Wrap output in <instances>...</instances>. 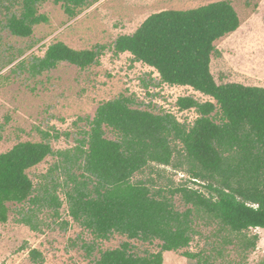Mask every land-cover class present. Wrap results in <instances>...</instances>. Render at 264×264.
<instances>
[{
    "label": "trees",
    "instance_id": "obj_1",
    "mask_svg": "<svg viewBox=\"0 0 264 264\" xmlns=\"http://www.w3.org/2000/svg\"><path fill=\"white\" fill-rule=\"evenodd\" d=\"M46 1L0 0V8L5 10L4 27L13 36L29 37L35 26L48 22L47 15L38 12ZM52 2L60 4L70 18L91 4L90 0ZM239 25L231 2L220 0L186 10L151 13L132 33L118 35L110 46L74 49L62 41L48 45L30 64L32 75L61 62L80 69L98 65L100 55L109 49L115 57L128 52L132 62H141L158 73L156 80L141 78L143 88L186 86L210 100L177 97V111L195 113L187 123L178 121L171 110L153 111L133 95L122 93L99 104L93 118L84 119L87 128L78 130L71 148L51 147L50 139L69 136L54 127L40 131V141L15 144L0 153V222L8 220V204L27 203L26 210L16 209L15 221L39 232L45 224L38 213L46 210L58 219L66 203L69 217L95 241L113 233L127 238L116 248H98L93 264H162V252L181 249L195 264H216L228 245L240 247L243 253L254 249L258 235L247 231L264 228V87L217 83L209 67L211 56L220 54L214 41ZM72 124L77 126V120ZM106 131L114 138L107 137ZM48 155L56 161L35 185L27 169ZM150 164L171 165L188 179L155 190L151 180L149 186L142 179L133 182L134 174ZM175 195L183 201L184 210L175 208ZM199 218L217 225L208 255L201 249H187L199 233L195 227ZM67 225V221L60 224L64 229ZM130 240H157L159 250L137 254ZM95 241L82 243L88 256L96 248ZM29 255L43 264L38 250L31 249ZM256 264H264V256Z\"/></svg>",
    "mask_w": 264,
    "mask_h": 264
},
{
    "label": "rangeland",
    "instance_id": "obj_2",
    "mask_svg": "<svg viewBox=\"0 0 264 264\" xmlns=\"http://www.w3.org/2000/svg\"><path fill=\"white\" fill-rule=\"evenodd\" d=\"M220 0H90L76 16L70 18L60 4L48 0L39 5L38 12L47 15L48 22L38 24L29 37L21 38L10 34L4 27V12L0 8V153L23 141H40V131L54 127L61 135L50 139L54 150H64L75 145L78 130L87 128L84 119L93 118L99 104L124 93L133 95L153 111L163 109L175 113L178 121L192 122L193 110L171 109L179 96H193L198 100L209 97L186 86H152L155 97H144L138 90L140 79H158L152 67L141 62H132L128 52L116 57L109 49L100 55V63L80 69L67 62L55 68L32 75L28 69L34 57H40L51 43L62 41L74 49H87L96 44L110 46L121 34L132 33L151 13L164 9H191ZM235 9L239 27L214 41L219 55H212L210 72L217 83L239 82L245 85L264 87V0H228ZM13 60L10 64L9 61ZM142 87V86H141ZM141 92V95L138 93ZM210 100V99H209ZM78 118L82 120L78 121ZM77 120V126L73 122ZM106 136L114 138L111 131ZM56 159L48 155L43 161L27 169L32 182L37 185ZM55 173L56 178L57 174ZM144 180L153 190L160 186L183 184L187 175L171 165L150 164L134 174L132 181ZM191 185V184H190ZM193 186V185H191ZM197 188V186H194ZM59 196L63 199L60 191ZM174 206L185 209L179 195H175ZM8 220L0 222V264H37L29 255L31 249L42 254L43 264H93L101 250L118 247L125 236L113 233L105 240H94L93 236L68 215L66 203L60 208V218L53 219L49 211L38 213L45 226L41 231H31L18 223L16 209H27V203L8 204ZM67 221L66 228L60 226ZM49 224V227L46 225ZM199 233L193 236L188 250L200 249L210 254L211 242L216 240L217 225L197 219ZM225 233V232H222ZM248 235L257 234L254 249L243 253L238 246L228 245L223 249V258L216 264L232 261L234 264H256L264 256V228H250ZM95 241L96 248L88 256L82 243ZM137 254L157 252L158 241L152 243L130 240ZM162 252V264H195V260L182 255V251Z\"/></svg>",
    "mask_w": 264,
    "mask_h": 264
},
{
    "label": "built area",
    "instance_id": "obj_3",
    "mask_svg": "<svg viewBox=\"0 0 264 264\" xmlns=\"http://www.w3.org/2000/svg\"><path fill=\"white\" fill-rule=\"evenodd\" d=\"M162 85H165V86H166L167 84H162ZM168 86H169V85H168ZM170 87H171V86H170ZM159 88L161 89L162 87L160 86ZM140 89H142V91H141ZM138 90H140V91L143 93L144 97H145L148 93L152 94V93L155 92V91H152L151 87H148L147 89H145V88L139 86ZM141 92H139L138 95H141ZM157 92H158V91H157ZM171 109H176V108L173 106Z\"/></svg>",
    "mask_w": 264,
    "mask_h": 264
},
{
    "label": "clouds",
    "instance_id": "obj_4",
    "mask_svg": "<svg viewBox=\"0 0 264 264\" xmlns=\"http://www.w3.org/2000/svg\"><path fill=\"white\" fill-rule=\"evenodd\" d=\"M153 69V68H152ZM157 75H158V73H157ZM162 85V84H161ZM160 85V86H161ZM160 86H158V87H160ZM150 87V86H149ZM192 89V88H191ZM195 92H197V91H195ZM155 93H157V92H155ZM150 97H152V94L151 95H149ZM174 106V105H173Z\"/></svg>",
    "mask_w": 264,
    "mask_h": 264
}]
</instances>
